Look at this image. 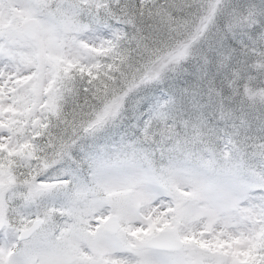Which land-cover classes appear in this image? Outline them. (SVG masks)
<instances>
[{
  "label": "snow or ice",
  "instance_id": "snow-or-ice-1",
  "mask_svg": "<svg viewBox=\"0 0 264 264\" xmlns=\"http://www.w3.org/2000/svg\"><path fill=\"white\" fill-rule=\"evenodd\" d=\"M0 264H264V0H0Z\"/></svg>",
  "mask_w": 264,
  "mask_h": 264
}]
</instances>
